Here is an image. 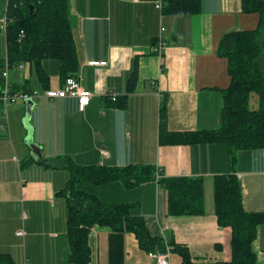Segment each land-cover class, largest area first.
<instances>
[{
	"label": "crops",
	"instance_id": "obj_1",
	"mask_svg": "<svg viewBox=\"0 0 264 264\" xmlns=\"http://www.w3.org/2000/svg\"><path fill=\"white\" fill-rule=\"evenodd\" d=\"M157 1L69 0L80 84L92 96L83 112L71 97L34 100L29 124L40 158L24 142L26 103L8 106L9 132L0 129V252L10 254L16 264H71L67 207L64 197L56 194L69 178L68 169L57 165L66 156L79 165L143 164L160 167L161 176L202 177L204 213L196 216L168 215L166 192L156 179L133 186L117 179L86 187L104 203L134 204V214L143 217L150 233L186 247L193 263L230 258V229L217 224L213 211L216 175L234 173L242 186L244 209L264 211L263 149L240 150L231 162L222 143L158 142L163 97L170 131L220 126L221 90L230 84V76L227 59L217 53L219 41L227 32L256 27L258 15L243 13L241 0H200V12L191 15L163 14ZM6 3L0 0V23ZM160 25L165 27L166 44L157 54L152 47ZM6 53L0 28L1 62ZM135 58V90L126 108L114 107L110 94H126ZM88 60L107 64L94 68L86 65ZM56 62L51 68L57 81L52 83L48 75L49 87L60 86ZM8 82L15 91L44 90L33 64L9 68ZM18 229H23L22 237L15 234ZM88 241V264H155L152 252L143 250L131 232L94 225ZM252 248L255 264H264V222L257 227ZM170 264H180L173 250Z\"/></svg>",
	"mask_w": 264,
	"mask_h": 264
},
{
	"label": "trees",
	"instance_id": "obj_2",
	"mask_svg": "<svg viewBox=\"0 0 264 264\" xmlns=\"http://www.w3.org/2000/svg\"><path fill=\"white\" fill-rule=\"evenodd\" d=\"M162 1L163 14L191 15L201 9L200 0ZM241 10L243 13H256L259 20L254 29L227 32L219 41L217 53L227 59L230 76V84L221 90L220 126L170 131L167 127L166 99L163 97L159 108L160 145L222 143L231 162L235 161L240 150H264V0H241ZM4 13L11 20L5 29V59L9 68L18 64H33L44 89L52 88L47 84L49 76L42 64L46 59L57 61L60 86L66 78L78 77L79 62L69 0H7ZM3 65L4 62L0 61V68ZM137 76L135 58L127 79L126 94L117 95L115 100L107 97L114 107H127V98L135 90ZM251 92L258 96V107L255 109L249 107ZM57 165L69 171L65 186L56 194L64 197L67 207L66 235L71 264L89 263L91 249L88 238L94 225L133 233L139 246L147 252L165 249L163 237L152 235L143 217L134 214V204H107L86 189L88 185L117 179L123 180L127 186L137 185L155 179V167L143 164L123 167L79 165L68 156L62 157ZM157 183L166 192L168 215L196 216L204 213L202 177L161 176ZM213 211L217 224L230 229L229 260L193 263L187 248L170 240L168 244L179 254L180 264H255L252 242L256 238L257 227L264 222V211L244 209L242 186L234 173L219 174L213 178ZM0 264L16 263L10 254L0 252Z\"/></svg>",
	"mask_w": 264,
	"mask_h": 264
},
{
	"label": "built area",
	"instance_id": "obj_3",
	"mask_svg": "<svg viewBox=\"0 0 264 264\" xmlns=\"http://www.w3.org/2000/svg\"><path fill=\"white\" fill-rule=\"evenodd\" d=\"M156 8L162 12L163 1L158 0L155 3ZM11 20L5 15L1 19L0 28L5 32L6 25ZM165 27L160 25L158 35L153 43L152 50L160 54L162 47L166 44V41L163 37ZM107 64L105 60H88L86 65L92 66L94 68L104 67ZM25 64H18V67H23ZM8 63L4 62L3 68L0 72V77L2 80L0 88V103H1V113L2 118L0 120V129L4 132H9L8 125V114L7 108L9 105L16 103L17 100H22L25 102L28 99L33 101L37 98H47V99H61L65 97H71L76 100L77 110L83 112L88 105L92 92L88 89H85L80 84V75L78 77H68L60 87L47 88L41 91L38 90H19L12 91L9 82H8ZM117 94H110L112 100H115ZM161 178V169L157 167L155 170V179ZM17 236L22 237L24 235L23 229H18L15 233ZM165 249L163 251L152 252L153 259L155 264H170V255H171V246L165 242Z\"/></svg>",
	"mask_w": 264,
	"mask_h": 264
},
{
	"label": "water",
	"instance_id": "obj_4",
	"mask_svg": "<svg viewBox=\"0 0 264 264\" xmlns=\"http://www.w3.org/2000/svg\"><path fill=\"white\" fill-rule=\"evenodd\" d=\"M30 10H32V7H30ZM25 103H26V111H25V115H24L22 121H23V124L25 125V128L27 129V134L24 138V142L27 145H29V147H31L32 151L35 152V156L40 158L41 152L39 150V146H37L32 140V128L29 124L31 109H32V106L34 104V101L32 99H28L25 101Z\"/></svg>",
	"mask_w": 264,
	"mask_h": 264
},
{
	"label": "rangeland",
	"instance_id": "obj_5",
	"mask_svg": "<svg viewBox=\"0 0 264 264\" xmlns=\"http://www.w3.org/2000/svg\"><path fill=\"white\" fill-rule=\"evenodd\" d=\"M254 28L255 27L250 28V29H254ZM55 62H56V60H54V59H46L45 61H43V65L47 66V70L46 71L48 72V75H50V77H51L50 79H51L52 83H54V84H56V81H57V72L54 71L51 68V65H53ZM20 103H22L21 105L23 106V101L22 100H17L16 103H13L11 105H17V104H20ZM249 107L251 109H255V108L258 107V96H257V94L255 92H251L250 93Z\"/></svg>",
	"mask_w": 264,
	"mask_h": 264
}]
</instances>
